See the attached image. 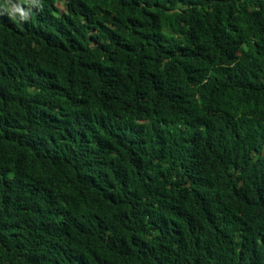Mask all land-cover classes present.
Listing matches in <instances>:
<instances>
[{
  "label": "trees",
  "instance_id": "16d2710c",
  "mask_svg": "<svg viewBox=\"0 0 264 264\" xmlns=\"http://www.w3.org/2000/svg\"><path fill=\"white\" fill-rule=\"evenodd\" d=\"M60 1L0 0V264H264V0Z\"/></svg>",
  "mask_w": 264,
  "mask_h": 264
},
{
  "label": "clouds",
  "instance_id": "9594fccd",
  "mask_svg": "<svg viewBox=\"0 0 264 264\" xmlns=\"http://www.w3.org/2000/svg\"><path fill=\"white\" fill-rule=\"evenodd\" d=\"M19 13L21 19L27 18V13L24 12L19 6L13 5L11 14Z\"/></svg>",
  "mask_w": 264,
  "mask_h": 264
},
{
  "label": "rangeland",
  "instance_id": "374dc122",
  "mask_svg": "<svg viewBox=\"0 0 264 264\" xmlns=\"http://www.w3.org/2000/svg\"><path fill=\"white\" fill-rule=\"evenodd\" d=\"M59 5H60L61 9H64V0H61Z\"/></svg>",
  "mask_w": 264,
  "mask_h": 264
}]
</instances>
